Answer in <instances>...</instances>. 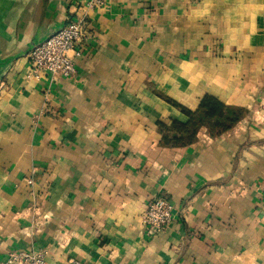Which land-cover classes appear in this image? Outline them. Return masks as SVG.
I'll use <instances>...</instances> for the list:
<instances>
[{
  "label": "crops",
  "instance_id": "1",
  "mask_svg": "<svg viewBox=\"0 0 264 264\" xmlns=\"http://www.w3.org/2000/svg\"><path fill=\"white\" fill-rule=\"evenodd\" d=\"M84 3L0 0V264H264V0H108L75 76L28 79ZM206 96L247 114L162 145ZM156 197L173 221L148 236Z\"/></svg>",
  "mask_w": 264,
  "mask_h": 264
},
{
  "label": "built area",
  "instance_id": "2",
  "mask_svg": "<svg viewBox=\"0 0 264 264\" xmlns=\"http://www.w3.org/2000/svg\"><path fill=\"white\" fill-rule=\"evenodd\" d=\"M108 0H85L83 11L76 13L64 27L44 41L35 44L28 54V79L41 81L47 75L51 79L70 78L77 72L76 62L82 56L80 45L86 37L90 12L107 5ZM30 184L32 179L28 180ZM173 203L164 197L148 201L142 215V223L148 236L165 231L173 221ZM2 264H48L44 251L11 252Z\"/></svg>",
  "mask_w": 264,
  "mask_h": 264
},
{
  "label": "trees",
  "instance_id": "3",
  "mask_svg": "<svg viewBox=\"0 0 264 264\" xmlns=\"http://www.w3.org/2000/svg\"><path fill=\"white\" fill-rule=\"evenodd\" d=\"M187 123L172 121L171 124H159L162 135L161 144L167 147H183L193 143L198 132L207 128L212 136H220L231 131L247 111L240 107L228 106L218 99L206 96L196 111H186Z\"/></svg>",
  "mask_w": 264,
  "mask_h": 264
}]
</instances>
